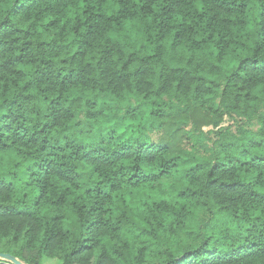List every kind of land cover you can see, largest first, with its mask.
Segmentation results:
<instances>
[{
  "label": "trees",
  "instance_id": "trees-1",
  "mask_svg": "<svg viewBox=\"0 0 264 264\" xmlns=\"http://www.w3.org/2000/svg\"><path fill=\"white\" fill-rule=\"evenodd\" d=\"M0 253L264 264V0H0Z\"/></svg>",
  "mask_w": 264,
  "mask_h": 264
},
{
  "label": "water",
  "instance_id": "water-1",
  "mask_svg": "<svg viewBox=\"0 0 264 264\" xmlns=\"http://www.w3.org/2000/svg\"><path fill=\"white\" fill-rule=\"evenodd\" d=\"M0 258L6 259L13 264H22L16 257L11 256V255L6 254V253H0Z\"/></svg>",
  "mask_w": 264,
  "mask_h": 264
},
{
  "label": "rangeland",
  "instance_id": "rangeland-1",
  "mask_svg": "<svg viewBox=\"0 0 264 264\" xmlns=\"http://www.w3.org/2000/svg\"><path fill=\"white\" fill-rule=\"evenodd\" d=\"M207 128L208 127H205V129ZM42 264H60V262L57 259H46L42 262Z\"/></svg>",
  "mask_w": 264,
  "mask_h": 264
}]
</instances>
